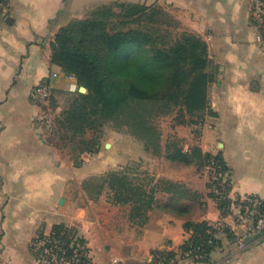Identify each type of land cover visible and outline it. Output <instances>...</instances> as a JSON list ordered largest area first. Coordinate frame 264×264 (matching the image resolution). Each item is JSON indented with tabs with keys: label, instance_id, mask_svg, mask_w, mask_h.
Listing matches in <instances>:
<instances>
[{
	"label": "crops",
	"instance_id": "obj_1",
	"mask_svg": "<svg viewBox=\"0 0 264 264\" xmlns=\"http://www.w3.org/2000/svg\"><path fill=\"white\" fill-rule=\"evenodd\" d=\"M120 3L161 9L182 32L207 43L208 72L214 77L211 113L185 150L198 146L221 155L231 172L232 193L264 200V26L252 17L251 0H5L0 5V238L9 242V264H39L30 245L56 224L77 230L93 264H152L155 252L177 251L189 237L186 223L201 221L225 222L236 233L235 240L219 236L222 245L212 253L213 264H264V234L247 238L244 246L237 242L244 227L233 213L222 215L207 174L195 163L173 166L121 132L76 162L45 128L43 115L53 110L50 101L34 100V88L46 83L57 99L77 85L52 63L56 34L100 6ZM133 141L140 146L138 155L149 161L154 183H180L200 197L159 190L148 222L133 224L129 207L113 205L108 190L97 187L109 172L137 159L134 151L127 152ZM172 167L179 172L172 173ZM176 264L203 263L182 258Z\"/></svg>",
	"mask_w": 264,
	"mask_h": 264
},
{
	"label": "trees",
	"instance_id": "obj_2",
	"mask_svg": "<svg viewBox=\"0 0 264 264\" xmlns=\"http://www.w3.org/2000/svg\"><path fill=\"white\" fill-rule=\"evenodd\" d=\"M4 1L0 0V4ZM114 8L119 12H114ZM113 15L119 17L118 23L111 22ZM89 16L62 28L52 42V63L87 89V93L72 92L70 105L58 119L61 138L72 141L70 154L76 162L79 155L98 151L103 131L111 125L117 130L125 129L154 156L186 165L195 163L198 170L212 162L229 170L221 155L203 153L198 146L185 150L176 139L164 142L157 124L159 118L177 112L180 123L195 126L211 113L209 88L214 77L208 72L207 43L191 32L172 41L170 30H162L167 23L164 17L168 18L165 12L141 4L104 5ZM89 131H93L92 137L87 136ZM149 180L144 181L126 167L109 172L97 187L99 192L108 190L113 205L128 206L130 221L139 226L148 222L159 190L194 200L200 197L183 184ZM214 184L218 186L217 182ZM209 187L222 215L230 214L231 202L219 198L212 190V182ZM185 228L189 237L179 249L155 252L152 264H176L192 252L202 255L196 262L213 264L212 253L222 245L219 236L236 239L229 227L219 232L216 224L207 221L188 222ZM42 242H46L44 246L40 245ZM77 243L84 244L86 240L75 228L56 224L50 234L38 233L33 240V254L39 259L45 249H53L60 257L72 258V244Z\"/></svg>",
	"mask_w": 264,
	"mask_h": 264
},
{
	"label": "built area",
	"instance_id": "obj_3",
	"mask_svg": "<svg viewBox=\"0 0 264 264\" xmlns=\"http://www.w3.org/2000/svg\"><path fill=\"white\" fill-rule=\"evenodd\" d=\"M1 5V4H0ZM250 11L255 22L264 23V0H251ZM53 77L57 76V73L52 74ZM72 80H76L74 76H68ZM32 97L34 100L43 102L49 101L51 97L50 86L46 83L40 84L32 91ZM45 128L50 130L53 127V121L49 113H45L42 118ZM207 168L210 169L209 180L213 183L212 190L219 195L222 200H228L231 202L230 210L236 217L238 224L242 225L245 230L244 236H237V242L242 246L246 244V239L254 236H260L264 234V200L258 196H241L232 193V176L230 170H223L219 165L216 166L215 162H212ZM217 182L218 186L214 183ZM229 227L225 222L216 223V228L221 232L223 229ZM235 230L231 229V232L235 235ZM46 242H42L40 245L44 246ZM73 252L72 258H68L64 255L61 257L53 249H45L44 255L40 256L38 262L41 264H93L92 256L88 248L87 243L72 244ZM60 251V249L58 248ZM35 251V250H34ZM184 258L192 260L202 259V255L198 253H187ZM158 264H165L159 262ZM168 264H174V261ZM214 264H222L220 262H214Z\"/></svg>",
	"mask_w": 264,
	"mask_h": 264
},
{
	"label": "rangeland",
	"instance_id": "obj_4",
	"mask_svg": "<svg viewBox=\"0 0 264 264\" xmlns=\"http://www.w3.org/2000/svg\"><path fill=\"white\" fill-rule=\"evenodd\" d=\"M113 10H114V12H119V9H117V8H114ZM89 17L90 16H88L87 18H89ZM167 17L170 18V16H167ZM87 18H85V19H87ZM168 18L166 19V17H164V19H165V21H167V23L165 22V24H164L165 26H162V30H164V28L167 27L171 32L172 41H174L177 37L182 35L184 32L181 31L180 24L176 21L175 18L171 17V18H173V20L171 19L172 22H168V21H170ZM110 20H111V22L113 21L114 23H118L119 17L113 15V17L110 16ZM133 27H135V25ZM76 82H77V80H76ZM80 87H83V86H79V84L77 83L74 92H77V91L80 92V90H79ZM85 93H87V89H86ZM49 101H50L49 106H51V108L54 112L57 111V107H59V106L62 107L60 113H57L56 115H53V111L51 113V118L53 121V127L49 130L51 133V138L59 147H62V144H64V145L66 144L67 147H65V148L62 147V148L65 149V151H68L70 153V151L72 152V148H73L72 141L71 140H65V141L62 140V138H61L62 131L58 127V124H59L58 119L60 118L63 110L70 105V103L72 101V91L67 92V93L59 96L57 99L52 94ZM54 106H55V109H54ZM176 118H177V112H174L170 115H166V116L159 118L157 120V124H158V126L162 132V137H163L164 142H166L167 140H175V139L180 140L182 145L184 146V148H186V144H188L187 142L189 141V138L198 137L200 127L198 125L194 126V125H190V124L180 123V120H178ZM185 121L187 122V119H185ZM116 132H121L124 135H126L128 133L125 129L117 130V129L113 128L111 125H108L105 127V129L103 131V139H102L103 144L107 140L110 141ZM127 135H129V133ZM87 136L92 137L93 131H89ZM77 141H78L77 139L73 140L74 143H76ZM137 142L138 141H133V143H131L130 146L128 147V151H127L129 153L134 151L137 159L130 161L127 166H130L134 170L135 174L137 173L139 178L148 182V181H150L149 179L152 178V176H150L148 174V170H149V163L148 162L149 161L147 159L143 158L142 156L140 157L138 155V150H139L140 146L138 145ZM140 143H142V142L140 141ZM180 164H182V163H176V165H173V166H179ZM165 168L166 167H163L164 170H165ZM166 169H168V168H166ZM177 169L178 168L172 167V173L179 172ZM203 171L205 173L204 175L207 174L206 177L208 178V182L210 183V180H209L210 169L205 168V169H203ZM2 225L3 224H1V226ZM0 236H3V235L1 234ZM7 243H9V242L6 239L0 238V264H9V261L12 259L11 255H9L8 253H5L6 250L8 249V245L6 246ZM30 247H31L30 250H31L33 257L38 262V260L36 259V257L33 254L34 248H35L33 245V242L31 243ZM38 263L41 264L40 262H38Z\"/></svg>",
	"mask_w": 264,
	"mask_h": 264
},
{
	"label": "water",
	"instance_id": "obj_5",
	"mask_svg": "<svg viewBox=\"0 0 264 264\" xmlns=\"http://www.w3.org/2000/svg\"><path fill=\"white\" fill-rule=\"evenodd\" d=\"M80 92H82V93H85L86 92V88L85 87H80Z\"/></svg>",
	"mask_w": 264,
	"mask_h": 264
}]
</instances>
